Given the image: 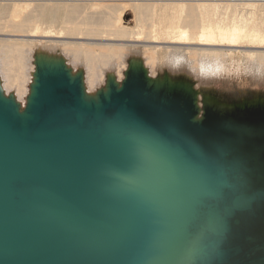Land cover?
Returning a JSON list of instances; mask_svg holds the SVG:
<instances>
[{"label": "water", "instance_id": "1", "mask_svg": "<svg viewBox=\"0 0 264 264\" xmlns=\"http://www.w3.org/2000/svg\"><path fill=\"white\" fill-rule=\"evenodd\" d=\"M37 69L33 103L28 99L21 108L14 99L0 98V264H71L78 255L89 256L87 247L104 235L106 246L94 248L103 247L101 259L113 256L110 264H119L124 252L129 258L124 264H138L129 257L133 245L150 238L170 254L161 264H264L251 256L252 237H264V228H256L264 217V189L243 193L246 201L226 212L215 205L220 181L214 168L221 163L212 158L224 161L223 170L236 146L261 158L264 113L255 107L215 111L208 105L198 119L194 100L180 98L194 97L191 93L136 83V68L121 88L112 85L109 96L100 92L99 106L85 104L81 73L72 80L65 65L37 64ZM216 142L222 146L214 148ZM172 151L203 167L205 181L213 184L207 192H189L192 209L180 223L163 226V234L171 235L164 245L151 231L168 213L167 179L160 181L155 201L156 187L147 188L141 169L150 153L172 162L171 155L161 157ZM227 214L230 221L224 220L222 229L206 226V217ZM230 231L239 255L206 259L202 246L214 247ZM242 231L250 234L248 251L242 250Z\"/></svg>", "mask_w": 264, "mask_h": 264}, {"label": "bare ground", "instance_id": "2", "mask_svg": "<svg viewBox=\"0 0 264 264\" xmlns=\"http://www.w3.org/2000/svg\"><path fill=\"white\" fill-rule=\"evenodd\" d=\"M128 9L136 14L134 26L126 24ZM215 46L232 52L238 46L264 48V0H0V98L14 99L24 108L37 93V64L65 65L72 80L83 69L82 100L99 106L102 90L109 96L112 85L122 87L130 60L141 58L152 79L183 56L190 58L193 70H212L220 51ZM247 54L258 59L255 69L264 70V50ZM169 155L172 162L150 153V162L141 169L147 188L153 185L155 193L167 179L168 213L156 223V232L151 231L164 245L171 235L163 234V226L180 223L192 209L189 192H207L213 184L205 181L206 170L183 152L161 153L163 159ZM108 240L104 235L92 241L89 256L78 255L71 264H110L113 256L101 259L98 251ZM97 244L103 247L94 248ZM133 248L129 257L134 263L170 259L167 249L151 238ZM118 259L124 264L129 258L124 252Z\"/></svg>", "mask_w": 264, "mask_h": 264}, {"label": "rangeland", "instance_id": "3", "mask_svg": "<svg viewBox=\"0 0 264 264\" xmlns=\"http://www.w3.org/2000/svg\"><path fill=\"white\" fill-rule=\"evenodd\" d=\"M126 18L127 25H135L136 14L133 9H128ZM215 48H219L218 50L220 51L217 57H215L218 63L214 64L215 68L212 70H206V68L201 69V67L193 70L190 67L191 65L188 64L190 58L185 56L177 62H170V64L161 67L159 73L153 79L149 77L150 75L141 58H137L136 63L135 61L133 62V59L130 60L129 69H131L132 66H136V83L139 81H146V83L150 85L155 83L156 85L163 87L167 86L168 88L176 87L183 93H191L194 97L180 98H186L189 101H191V99L194 100L198 109V119L204 117L206 110L205 106L208 105L210 107L212 106L215 111L224 112L241 109L247 112L252 107H255L258 108L259 113H264V79L261 78V74L264 78V72H262L264 70H257L258 68L255 65L258 59L251 58L247 54L248 52L263 51L264 48L233 47V49H237L236 52L226 49L227 47L215 46ZM78 72H80L82 78H84L83 69H79ZM200 95L202 96L201 99L199 97ZM214 145L215 147L217 145L222 146L221 142H216L213 144V147ZM236 147V149H234L235 146L232 148L235 154L231 158L226 170H223V165H225L223 163L224 161L217 156L216 158L212 157L216 163H221L219 165L221 167L214 168L215 175L220 181V198L215 202V205L226 209V212L234 208L235 203L237 207L241 202L246 201V197L243 193L250 190L260 192L264 189V151L261 154V158H259L258 156L247 155L248 152L244 154L246 150L240 152L239 147ZM241 189L245 191H241ZM228 191H230V193H228ZM245 218L246 217H243V219ZM206 219H208L206 226L209 227V224L213 223V228L217 229H222L223 223L225 224V221L228 223L227 220L230 221L228 214L218 218L215 216H208ZM260 219H262V221L257 223L256 228H264V217H260ZM241 233L242 250L248 251V236L250 234L246 231H242ZM255 235L252 237L254 241L252 242L253 249L251 250V256L253 259H264V237L261 240H257ZM260 235L261 234H258L259 237ZM206 240L209 241L207 236L205 241ZM234 241V233L231 231L226 232L225 235H221L220 239L216 241L217 243H215L214 247L210 246L207 242L206 244H208V246H202L201 252L206 256V259H210V257L212 259H234L235 256L239 255V249L237 250L233 246ZM260 256H263V258H259Z\"/></svg>", "mask_w": 264, "mask_h": 264}]
</instances>
